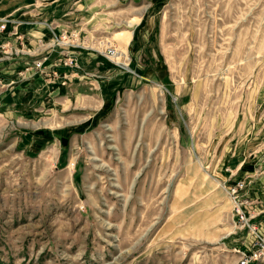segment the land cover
<instances>
[{
  "label": "rangeland",
  "instance_id": "rangeland-1",
  "mask_svg": "<svg viewBox=\"0 0 264 264\" xmlns=\"http://www.w3.org/2000/svg\"><path fill=\"white\" fill-rule=\"evenodd\" d=\"M83 6L79 44L116 47L135 83L95 125L47 99L0 109V264H238L223 185L263 146L238 133L263 128L264 0Z\"/></svg>",
  "mask_w": 264,
  "mask_h": 264
},
{
  "label": "crops",
  "instance_id": "crops-1",
  "mask_svg": "<svg viewBox=\"0 0 264 264\" xmlns=\"http://www.w3.org/2000/svg\"><path fill=\"white\" fill-rule=\"evenodd\" d=\"M86 2L87 0H0V25L3 24V19L7 22L6 30L0 32L1 110L30 117L34 116L32 111L44 113L45 103L42 100L47 99L53 102L56 109H69V114L77 118L81 114L88 115L87 110L92 112L95 118L92 123L95 125L96 115L99 114L100 117L107 112V104L119 90V84L135 83V78L132 80L120 72L118 66L97 53L94 48L79 44L80 32L75 24L83 18L81 10L85 8L83 5ZM63 32L76 34L77 43L73 46L58 45L57 40ZM66 57L75 59L78 67L65 65ZM40 61H44L45 75L34 69L35 63ZM28 108L29 111L24 114ZM263 120H258V126L263 124V128L257 132L252 133L250 130L246 137L238 133V141L253 138L258 146L263 141V146L245 152L244 158L240 155L241 149H237L239 152L233 154L237 156L231 161L234 164L231 168V182L244 180L247 184L243 197L245 209L251 215V223L264 233ZM257 123H254L253 128ZM220 180L224 182L227 178L222 174ZM236 236L234 252L247 251L251 243L249 233L239 230Z\"/></svg>",
  "mask_w": 264,
  "mask_h": 264
},
{
  "label": "built area",
  "instance_id": "built-area-1",
  "mask_svg": "<svg viewBox=\"0 0 264 264\" xmlns=\"http://www.w3.org/2000/svg\"><path fill=\"white\" fill-rule=\"evenodd\" d=\"M6 27L7 22L5 19H3V24L0 25V32L5 31ZM60 38L57 40L58 45L73 46L77 43L75 40L77 38L76 34H71V36L63 34ZM100 54H102L112 63L117 64L114 60L119 56V51L116 47L110 46L106 50L100 52ZM64 64L69 67H78L77 61L73 58L66 57V60H64ZM34 69L35 71H38L43 75L46 74L44 61L36 62L34 65ZM229 173H231V170L229 171ZM223 187L230 196L231 201L234 205V209L236 210V215L241 221L240 228L248 231L251 237V243L248 250L237 251V253L239 254L238 264L264 263V235L261 234L259 229L251 223V217H247V212L244 208L246 202L243 200V197L247 190V184L244 180H238L235 182L229 181L228 183L223 185Z\"/></svg>",
  "mask_w": 264,
  "mask_h": 264
},
{
  "label": "bare ground",
  "instance_id": "bare-ground-1",
  "mask_svg": "<svg viewBox=\"0 0 264 264\" xmlns=\"http://www.w3.org/2000/svg\"><path fill=\"white\" fill-rule=\"evenodd\" d=\"M130 39L131 38H130V35H129V36H126V37L122 38L121 40H123V42H125L127 44Z\"/></svg>",
  "mask_w": 264,
  "mask_h": 264
}]
</instances>
